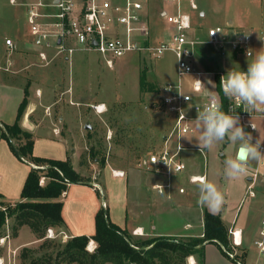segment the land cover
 Instances as JSON below:
<instances>
[{
    "label": "rangeland",
    "instance_id": "obj_1",
    "mask_svg": "<svg viewBox=\"0 0 264 264\" xmlns=\"http://www.w3.org/2000/svg\"><path fill=\"white\" fill-rule=\"evenodd\" d=\"M254 1L194 0L198 10L190 8L189 0L181 2L183 12L191 17L192 31L198 30L203 34L211 27L227 28L226 23L237 17L243 19L245 27H251L250 17L257 12L261 27H264V0L257 1L259 6H256ZM145 7L150 37L152 38L155 32H160L163 40L164 36L169 37L171 27L165 23L162 30L163 21L160 19V12L165 7L166 11L174 13L176 3L166 0H146ZM203 12L205 16L201 15ZM7 38L15 41L18 47L17 53L12 55V58L17 59V65L9 71L5 66V61L10 56L4 48V41ZM175 60V57L169 53L161 59L130 53L116 59L114 68L109 69L99 55L78 53L69 61L57 58L50 65L43 66L33 48L28 45L27 27L22 9L11 5L9 0H0V76L10 82L24 84L28 92V105L24 116L33 103L36 108L33 114L38 121H42L43 118L46 119L43 120L46 123L53 121L55 129H59L60 136L70 138L73 148L76 147L75 143H81L78 146L81 148L79 161L76 163L75 160L76 166L79 163L80 168L77 170L72 165L73 169L85 182L93 181L102 185L105 195V187H109L113 181L109 176L105 181L102 180L104 168L111 167L126 173L139 171L147 174L145 159L164 146V140L171 132L173 121L161 105V92H141L139 77L147 68V81L159 90L172 80V76H175ZM195 68L203 69L199 63ZM87 100L94 105H77L78 101L85 104ZM98 105L104 108L103 113L94 110L93 107ZM59 117H65V125L70 127L77 125V128L68 130L65 126L62 128L64 124L59 122ZM86 125H90L92 130H85ZM22 128L28 131L23 125ZM48 130V126L42 127V134L39 135L47 136ZM28 132L32 134L31 131ZM186 139L183 138L182 144H187ZM40 151L57 156L62 153V148L49 149L48 143L43 142ZM102 158L106 160L104 168L101 167ZM15 159L20 167H26L18 157L15 156ZM225 160L220 157L219 151L205 152L201 170H205L212 177V174L218 171L223 172ZM95 162H97L95 166L91 165ZM36 167L41 170L47 168V166ZM10 169L9 173L16 177L19 171L17 166L12 165ZM116 185L117 183H113V187ZM98 197L103 209L104 196L101 191L98 192ZM106 200L109 202L107 196ZM169 209L167 207V210L159 213V224L165 228H181L184 224V215ZM12 226L13 221L9 220L2 229L1 238L10 234V239L6 246H0V258H3L6 264H14L11 250H17L15 264H22L19 260L22 249L25 247L37 249L41 243H29L34 240L28 227H24L21 233H18V238L15 237Z\"/></svg>",
    "mask_w": 264,
    "mask_h": 264
},
{
    "label": "crops",
    "instance_id": "obj_2",
    "mask_svg": "<svg viewBox=\"0 0 264 264\" xmlns=\"http://www.w3.org/2000/svg\"><path fill=\"white\" fill-rule=\"evenodd\" d=\"M17 1L20 4H24L29 3L32 0ZM257 1L259 2L260 0H255L254 3L256 6H259ZM17 7L22 9L25 17L24 6L18 5ZM164 10L165 7L160 12V19L163 21L162 30L166 23L163 17ZM257 13H251V27H245L243 25V19L237 17V19H230L226 23L227 28H224L230 38H233L236 35H241L240 33L243 35H250L252 41L247 49L240 48L233 51L229 46H226L224 54H221L216 52L214 48L207 43L199 44L195 56L192 59L194 67L199 63L203 69L197 70L206 72L212 71L216 73L223 72L225 75H227L230 70L247 71L248 63L252 62L257 51H264V27H261V23L259 22L260 19L258 17L259 14ZM248 14L250 16V13ZM201 15L205 16V13L203 12ZM233 32L236 34H233ZM191 34L193 37L199 38L203 42L207 39V32L202 34L200 31L196 30L192 31ZM161 36L162 34L160 32H155L153 35V43L163 41ZM166 37L167 36H164V38ZM28 45L31 47L29 37ZM33 51L35 53L34 49ZM248 51L251 55L247 54ZM12 55L5 61V66L8 71L17 65V59L12 58ZM8 61L12 63L11 66H9ZM174 70L175 76H172V80L169 82L175 80L176 62ZM191 82L192 78L187 79V89ZM204 82L206 93L210 95L214 93L222 94L220 78L217 75L204 77ZM158 92H160V89ZM41 95L42 92L40 90V96ZM24 97V84L10 82L8 79L0 76V194L3 197V201L6 203H16L20 201L23 186L29 171L32 168L28 163L22 161L23 166L26 167H20L16 162L15 156L12 153L8 142L1 138L2 125H12L15 122L19 106ZM35 100L37 99L35 98ZM85 102L86 103L84 104L78 101L77 105H94L91 104L89 100ZM34 105L35 104L33 103L30 104L28 112L22 121V125L25 129L31 131L34 136L35 156L54 160H67L69 158L75 169L79 170V163L78 166H76L75 160L76 163L79 161L81 148H78V146L81 143H75L76 147L73 148L70 138H67L68 136H60L59 129H55L53 121L51 123H46L43 121L46 120L45 118H43L42 121H38L33 114V110H36ZM59 122L64 124L65 117H59ZM250 122L255 124L257 129H252L251 126H249ZM240 123L244 126L246 132L252 134L253 142L257 139L264 141L263 114L255 112V114L248 117L245 122L240 120ZM44 126L49 127L47 132L48 135L40 136L39 134H42L41 128ZM64 126L67 130L70 128L72 129L73 127L77 128V125L70 127L69 125L64 124L62 128ZM86 126L84 127L85 130ZM198 135L199 133L195 129L193 134L185 137L187 138V144L184 146L188 149L182 153L181 159L186 164L187 170L183 174L172 179V182L174 183L172 199L161 198L153 189L155 184H163L167 182V178L161 174H154L146 170L147 174H142L139 171H136L137 173H126L123 171L125 173L124 177H114L111 170L115 169L106 167L104 168L102 180L105 181L109 176V179L113 181L109 187H105L106 195L102 185L100 186V184L92 181L86 182L85 184L71 185L68 192L63 196L64 206L62 216L67 227L65 233L71 238L76 236H87L91 238L94 236L96 230V215L101 209L98 192L101 191L104 196V202L107 205L106 210L109 213L111 222L122 230L127 231L133 242L153 239L156 237L176 239L202 237L204 229L203 213L206 209L211 213L220 215L223 223L229 230V234L231 230L241 231L242 243L240 246L237 247L233 245L231 236L230 240L235 249V253L237 252L245 255V264H264V255L260 253L259 248L255 244L256 241L260 240L261 223L264 219V158L250 161L246 175L241 176L238 179H230L226 177L224 175V170L223 172L218 171V173H214L212 174V177H210L208 172L201 170L200 167L202 161L205 160V153L202 154L201 152L194 150L195 148H199L196 140V136ZM43 142L48 143L49 149L61 147L62 153L57 156L50 153H42L40 151V145ZM261 147H264V142H262ZM237 148L238 145L232 144L226 137L223 141L217 143L211 150L203 149V151L207 153L219 151L221 158L229 159L235 157ZM96 163L97 162L91 165L95 166ZM12 165H16L19 170L17 171L18 175L16 177L14 174L9 173ZM255 173L258 174L257 177H254ZM199 175H205L206 178L214 182L218 189L223 193L224 201L218 210L212 211L208 207L198 204V184L190 183L189 178L191 176ZM183 182H186V184ZM113 183H117L116 187H113ZM97 185L100 186L101 190L96 188ZM181 187L185 188L186 192L184 194L178 193V189ZM106 196L109 202H107ZM167 207L170 208L169 210H174L176 213L180 212L184 215V224L181 228H165V226L162 227L159 224V213L161 214L164 210H167ZM238 211H240L239 215ZM22 229L19 231V234ZM136 230L139 231L137 235L134 234V231ZM18 237L19 235L17 238ZM33 240V242L29 243H36L34 235ZM22 244L23 243H21V245ZM204 254L205 264H234L232 259L224 255L220 248L215 244H206ZM187 263L197 264V257H189Z\"/></svg>",
    "mask_w": 264,
    "mask_h": 264
},
{
    "label": "built area",
    "instance_id": "obj_3",
    "mask_svg": "<svg viewBox=\"0 0 264 264\" xmlns=\"http://www.w3.org/2000/svg\"><path fill=\"white\" fill-rule=\"evenodd\" d=\"M166 1L176 3V9L172 14L166 10L163 12L164 20L171 30L169 37L159 43H153V37H150L148 18L145 13L146 0H37L24 4L18 3L17 0H10V4L24 6L29 43L43 66L50 65L57 58L69 61L78 53L99 55L109 69L114 68L116 59L130 53L146 55L152 59H161L168 53L175 57L176 78L160 89L161 105L173 121L171 132L165 138L164 146L145 159L146 171L161 174L167 178L166 183L155 184L153 189L161 198L172 199L174 189L172 179L187 170L181 155L188 148L182 144V140L195 131L193 120L197 117V109L203 110L205 107L215 105L223 110V98L226 97L227 112L238 114L243 122L253 116L255 111L246 112V107L242 103L224 95L222 86V94L206 93L204 77L217 75L221 80L225 74L199 71L195 69L192 62L199 44L207 43L216 52L224 54L226 46L233 51L240 48L247 49L252 41L251 36L241 34L230 38L224 28L213 27L208 29L207 39L203 42L192 36L191 17L183 12L182 0ZM189 6L192 10H198L194 0H189ZM4 46L10 56L18 50L17 44L11 38L5 39ZM8 62L11 66L12 63ZM189 78H192V82L187 89L186 81ZM197 79L204 84L199 91L196 89ZM93 108L97 113H103L99 105ZM261 114L264 115V113ZM179 144L182 147L178 152ZM261 149L264 150V147ZM194 150L205 153L200 148ZM29 165L39 168L33 164ZM112 175L124 177L125 173L112 170ZM257 175L255 173L254 177ZM204 178H206L205 175L191 176L189 182L198 184ZM45 180L46 178H41V186L45 184ZM65 182L68 184L67 180ZM96 188L101 190L99 185ZM185 192V188L178 189L179 194ZM103 208H107L105 202H103ZM0 209L3 208L0 207ZM138 233V230L134 231L135 235ZM230 236L234 246L241 245L240 230H231ZM70 238L66 233L56 232L52 228L46 232V239L49 240L59 239L67 242ZM9 239L10 234L0 238V246H6ZM255 244L264 255V219L261 223L260 240ZM96 247V243L91 240L87 249L92 253ZM11 252L14 259L12 261L15 264L17 250H11ZM227 256L233 259L235 253L227 252ZM0 264H6L3 258H0Z\"/></svg>",
    "mask_w": 264,
    "mask_h": 264
},
{
    "label": "trees",
    "instance_id": "obj_4",
    "mask_svg": "<svg viewBox=\"0 0 264 264\" xmlns=\"http://www.w3.org/2000/svg\"><path fill=\"white\" fill-rule=\"evenodd\" d=\"M141 92L158 91L147 81V68L139 77ZM28 92L19 106L18 114L12 125H2L1 138L8 142L11 151L22 162L46 169L31 168L16 203H6L0 194V238L7 221H13V235L18 236L23 227H28L36 242L37 249L23 248L19 254L22 264H187L191 256L197 257V264H205L206 244L217 245L222 253H235L228 228L220 215L204 210L203 236L187 238L156 237L133 242L130 234L113 224L106 209L98 211L95 219V234L91 238L76 236L67 242L46 239V232L52 228L56 232L67 229L62 216L63 194L74 184L86 182L73 169L70 159L54 160L37 157L34 154V136L22 128ZM223 111L227 112L228 99L223 98ZM140 160V159H139ZM106 164L101 160V167ZM46 178L43 186L41 178ZM68 181V184L65 182ZM93 240L97 247L94 252L87 251L88 243ZM228 257V256H227ZM244 254H236L234 264H245Z\"/></svg>",
    "mask_w": 264,
    "mask_h": 264
},
{
    "label": "clouds",
    "instance_id": "obj_5",
    "mask_svg": "<svg viewBox=\"0 0 264 264\" xmlns=\"http://www.w3.org/2000/svg\"><path fill=\"white\" fill-rule=\"evenodd\" d=\"M247 54L251 55L249 51ZM220 84L224 95L242 103L246 112L264 113V51H257L255 58L248 63L247 71L230 70L227 75L221 77ZM203 85L200 80H196L197 91ZM193 121L199 133L196 140L200 150H211L226 137L232 144L238 145L235 157L224 161L226 177L238 179L246 175L250 161L264 158V150L261 149L264 141L257 139L253 142L252 134L245 131L238 114H230L220 106L214 105L203 110L197 109V117ZM250 126L254 130L257 129L252 122ZM181 147L179 144L178 152ZM198 187L199 205L212 211L222 206L224 195L214 182L204 178L198 182Z\"/></svg>",
    "mask_w": 264,
    "mask_h": 264
},
{
    "label": "water",
    "instance_id": "obj_6",
    "mask_svg": "<svg viewBox=\"0 0 264 264\" xmlns=\"http://www.w3.org/2000/svg\"><path fill=\"white\" fill-rule=\"evenodd\" d=\"M96 43L94 42V45H95ZM86 130H92V127L90 126V125H87L86 126Z\"/></svg>",
    "mask_w": 264,
    "mask_h": 264
},
{
    "label": "bare ground",
    "instance_id": "obj_7",
    "mask_svg": "<svg viewBox=\"0 0 264 264\" xmlns=\"http://www.w3.org/2000/svg\"><path fill=\"white\" fill-rule=\"evenodd\" d=\"M100 109H102V111H104V108L102 106H100Z\"/></svg>",
    "mask_w": 264,
    "mask_h": 264
}]
</instances>
